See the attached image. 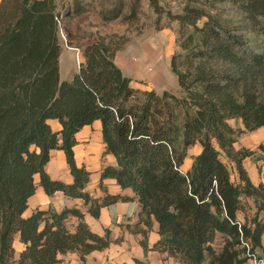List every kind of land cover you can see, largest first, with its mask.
Here are the masks:
<instances>
[{"label":"trees","instance_id":"1","mask_svg":"<svg viewBox=\"0 0 264 264\" xmlns=\"http://www.w3.org/2000/svg\"><path fill=\"white\" fill-rule=\"evenodd\" d=\"M139 1L132 4L134 15ZM60 3L68 5L65 13ZM151 3L161 12L159 0ZM86 9L83 0L0 1V264H54L67 251H78L84 264L88 253L110 244L111 229L93 231L78 207L24 214L37 184L49 194L83 198L96 217L102 206L131 198L94 197L87 190L91 171L77 163L74 145L77 131L96 119L117 159L102 177L135 192L140 210L134 228L144 234L146 250L156 221L161 236L153 248L180 264H245L244 242L254 251L263 248L264 184L253 183L243 160L264 152V145L236 148L235 142L264 126V0H184L174 14L181 51L171 57L180 94L134 88L115 61L121 47L103 36L81 47L78 70L62 79L56 16L70 31L65 20ZM51 118L62 127L54 129ZM195 142L202 151L185 171ZM55 148L64 150L73 181L47 171ZM246 196L253 197L255 211L243 220ZM71 217H77L74 229ZM17 234L24 243L19 252Z\"/></svg>","mask_w":264,"mask_h":264},{"label":"crops","instance_id":"2","mask_svg":"<svg viewBox=\"0 0 264 264\" xmlns=\"http://www.w3.org/2000/svg\"><path fill=\"white\" fill-rule=\"evenodd\" d=\"M166 39L162 43L157 42L156 36L139 39L131 42L116 53V63L121 67L124 74L131 78L130 84L134 88L140 90L155 89L159 93L169 90L167 87L168 81H173L169 70H172L175 74L171 66V57L174 53V38L171 35ZM66 48H62L60 56L61 78L71 79L78 69H71L70 67L63 74V63L67 65L71 61L70 50L75 51L76 55V49L72 46H67ZM169 59L170 66H168ZM163 63L165 66L161 71L158 70L157 65ZM49 121L54 129L62 127L57 118H51ZM232 123L236 126H242L241 122L236 119H233ZM76 137L77 143L74 145L76 161L78 164L85 165L91 171L90 180L87 184V190L90 194L94 197H103L107 193H121L131 198L102 206L99 216L96 217L88 211L83 198L72 197L61 190L49 194L40 184H37L36 191L29 197V206L24 214H31L37 207H52L57 210H62L65 207H78L84 211L85 220L93 231L104 234L106 229H111L112 240L110 244L103 249L88 253L84 264H139L138 259L150 264H180L179 260L174 256L153 248V244L161 236L158 232V223L156 221L153 227L149 229V248L148 250L145 249L141 242L144 234L141 231H136L134 228V224L139 220L140 210V204L134 197L135 192L129 187L123 188L115 178L102 177L103 168L107 165H116L117 159L114 154L108 152L106 149L101 120L96 119L90 124L83 125L77 131ZM260 144L264 145V126L243 133L235 142V147L241 148L245 146L257 149ZM201 151L202 146L199 142L190 145L182 169L185 171L189 170L195 156ZM243 163L253 183L259 184L262 182L264 184V152L257 150L255 154L245 157ZM46 169L55 179L67 182L73 181V175L71 174L66 154L61 148L52 150L51 158L46 164ZM231 173L233 178L238 179L235 168L232 169ZM38 179L39 176L36 177L37 181ZM244 201L246 204L239 212V217L243 220L247 215H251L255 211L253 197L246 196L244 197ZM76 223L77 217H71L70 226L72 229L75 228ZM141 226L146 227L145 225ZM262 239L263 248L258 249L259 252H264V234ZM221 242L220 240L219 246ZM14 245L17 252L24 248V243L20 241L18 234L15 237ZM60 257L61 261L54 264L82 263L78 251L61 253ZM245 264H251V262L248 261Z\"/></svg>","mask_w":264,"mask_h":264},{"label":"rangeland","instance_id":"3","mask_svg":"<svg viewBox=\"0 0 264 264\" xmlns=\"http://www.w3.org/2000/svg\"><path fill=\"white\" fill-rule=\"evenodd\" d=\"M83 2L87 7L86 11L65 20L70 31L64 25L63 32L60 31L63 49H67L66 39L68 41L72 40L70 46L81 48L90 44L96 37L103 36L106 37L107 41H111L112 45L120 46L121 50L131 42L139 39L156 36L157 42L162 43L163 40H167L166 38L172 35L174 38V53L181 51V47L177 44L181 23L174 14L182 11L184 0H159L161 12L155 10L151 0H140L135 15L131 11L134 0H83ZM117 7L120 8L119 14L115 16L114 13ZM59 10L65 13L68 10V5L60 3ZM70 51L71 61H67V65L63 63V74L70 67L71 69L79 68L77 50L76 55L75 51ZM80 59L82 60V55H80ZM164 66L163 63L157 65V68L161 71ZM168 66H170V59ZM169 72L173 81H168L167 87L170 91L180 94V86L176 80V75L172 70H169ZM219 242L220 240L216 242L217 247H219Z\"/></svg>","mask_w":264,"mask_h":264},{"label":"built area","instance_id":"4","mask_svg":"<svg viewBox=\"0 0 264 264\" xmlns=\"http://www.w3.org/2000/svg\"><path fill=\"white\" fill-rule=\"evenodd\" d=\"M58 22L61 24V28L60 31L63 32L64 28L62 25V19L57 15L56 16ZM66 45L71 47L70 44L68 43V40L66 39ZM73 48H75L77 50V62L80 65V53H81V48L80 47H75L72 46ZM246 247H247V255L249 257V261L251 262V264H264V252H259L252 250L251 244L248 242H244Z\"/></svg>","mask_w":264,"mask_h":264}]
</instances>
